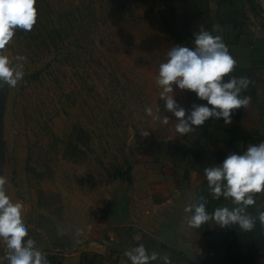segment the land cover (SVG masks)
Instances as JSON below:
<instances>
[{
  "label": "rangeland",
  "instance_id": "374dc122",
  "mask_svg": "<svg viewBox=\"0 0 264 264\" xmlns=\"http://www.w3.org/2000/svg\"><path fill=\"white\" fill-rule=\"evenodd\" d=\"M215 1L210 11L208 0H37V23L17 30L7 47L10 58L25 57V75L7 88L3 115L7 194L23 204L36 246L66 251L86 242L120 181L141 189L157 182L156 170L174 160L186 164L195 133L176 132L156 84L169 49L194 45L180 27L193 21L186 4L203 29L224 42L236 30L223 27V19L237 11L244 42L225 43L236 61L249 35L264 34L246 25L249 0ZM252 42L253 49L264 45V39ZM173 90L187 115L194 92ZM158 108L169 125L154 118ZM126 168L129 180L115 175Z\"/></svg>",
  "mask_w": 264,
  "mask_h": 264
},
{
  "label": "clouds",
  "instance_id": "9594fccd",
  "mask_svg": "<svg viewBox=\"0 0 264 264\" xmlns=\"http://www.w3.org/2000/svg\"><path fill=\"white\" fill-rule=\"evenodd\" d=\"M37 0H0V89L15 88L24 78L25 59L7 54V47L17 30L31 31L37 23ZM194 47L175 45L167 52V61L159 65L156 84L162 89L160 99L165 109L175 117V130L180 135L197 132L210 118H223L224 124L232 123L234 110L247 109L251 96L243 95L251 81L247 77L230 75L237 61L230 54L222 37L213 36L201 27L194 33ZM227 78V79H225ZM173 85L180 90L195 92L197 98L207 101V105L192 106L186 115V109L174 99ZM210 105L211 107H209ZM152 116V109H145ZM154 117L164 125H169L167 116ZM149 133H143L147 136ZM208 188L213 198L223 196L230 199L235 207H218L214 212L206 210L207 201L200 198L184 208L186 224L199 228L205 223L214 222L220 227L238 225L245 232L252 231L256 218L246 211L256 203L254 196L264 192V142L251 144L242 153H230L221 164L204 169ZM7 178L0 174V246L6 249L8 264H50L46 254L36 247V241L29 237L23 219L24 206L13 202L7 194ZM258 219L264 225V211ZM131 264H152L160 260L163 264H172L171 257L165 253H148L143 244L125 250L123 253Z\"/></svg>",
  "mask_w": 264,
  "mask_h": 264
},
{
  "label": "crops",
  "instance_id": "0c3cea01",
  "mask_svg": "<svg viewBox=\"0 0 264 264\" xmlns=\"http://www.w3.org/2000/svg\"><path fill=\"white\" fill-rule=\"evenodd\" d=\"M249 2L250 4L244 6L246 25L264 33V0H249ZM207 8L215 11L216 1L208 0L207 5L205 3V9ZM263 35L258 33L249 35L246 40L247 48L245 47L243 53L237 52L238 64L233 71L235 77H247L251 81L248 89L243 93L251 96V105L247 109L234 110L232 123L229 125L224 124L223 118L219 120L211 118L206 137L198 138V132H195V140L191 144L186 164L174 160L167 164V169L162 167L163 171L156 170L158 173L153 177L157 180L156 183L148 184V181L141 189L134 186L133 211L143 222L153 223L156 209L162 203L169 201L179 188L185 186L194 191V203L197 197L207 201L206 210L209 213L214 212L218 207L226 206L229 209L235 207L230 199H225L223 196L219 199L213 198L204 169L221 164L230 153L242 154L249 145L264 142V45L261 44L253 49L256 44L252 42H261L264 39ZM242 42L244 41L239 36L234 44L239 47L238 44ZM242 59H248V63L240 65ZM180 165L182 168H179ZM184 170L189 172V182L186 181L185 185H183ZM254 199L256 203L246 209L249 215L256 218L252 231L245 232L238 225L222 228L214 222L199 227L205 232L207 244L220 256L219 260L227 264L233 262L264 264V225H261L258 219L259 212L264 211V192L256 194ZM141 244L149 254L153 251L161 255L167 253L172 259V264H199L190 261L177 249L135 225H120L104 231L94 230L89 234L86 242L66 251L36 247L46 254L50 264H131L123 253ZM0 261L8 264L6 251L0 255ZM152 264H163V262L157 260Z\"/></svg>",
  "mask_w": 264,
  "mask_h": 264
},
{
  "label": "water",
  "instance_id": "95a60500",
  "mask_svg": "<svg viewBox=\"0 0 264 264\" xmlns=\"http://www.w3.org/2000/svg\"><path fill=\"white\" fill-rule=\"evenodd\" d=\"M6 97L7 88L0 89V174H3L5 163L3 115ZM190 203H194V191L187 186L181 187L169 201L156 209L154 222L145 223L133 211L132 186L128 181H120L105 200L96 221L90 225L97 231L120 225H135L177 249L190 261L212 264L220 256L207 244L201 232L186 224L184 208ZM4 253V248L0 246V255Z\"/></svg>",
  "mask_w": 264,
  "mask_h": 264
},
{
  "label": "trees",
  "instance_id": "16d2710c",
  "mask_svg": "<svg viewBox=\"0 0 264 264\" xmlns=\"http://www.w3.org/2000/svg\"><path fill=\"white\" fill-rule=\"evenodd\" d=\"M186 9L188 11V16L193 20L191 22V25H179L184 33L188 36H190L192 39H194V33L198 32L199 29L202 26V23L198 20L197 18V15H196V11L193 9L192 7V4L191 3H187L186 4ZM171 15H172V18H173V21L175 22V24H177L172 12H171ZM226 15L229 17V20H224L223 19V22H222V26L223 27H227L226 25H229L231 29H233L234 31L236 30L235 32V35L234 37L232 38V40H229L228 38L225 40V43H235L238 39H239V29L240 27L244 24V22H242V20L240 19L239 17V14L237 13L236 10H231L230 12H227ZM206 28V27H204ZM188 47H194V45H189ZM192 100L195 102L196 105H201V104H204V105H207V101H204V100H200L197 98V95L196 93L194 92V96L192 98ZM209 107H211L210 105H208ZM210 120L211 118L205 122V124L203 126H200L198 129H197V132H198V138H200L201 136H204L206 137L207 136V129H208V126L210 125ZM128 168L124 169V170H117L116 172V176L119 177V178H124V176L126 175V178L127 180H129V176H128ZM183 178L185 179V181L189 182V172L188 170H184L183 172ZM199 200V198L197 197L195 202ZM199 232H201L203 235L205 234V232L200 229V228H196ZM229 262H232V260H229ZM234 263V262H233ZM232 263V264H233ZM227 264V263H225ZM231 264V263H230Z\"/></svg>",
  "mask_w": 264,
  "mask_h": 264
},
{
  "label": "built area",
  "instance_id": "2783aa9c",
  "mask_svg": "<svg viewBox=\"0 0 264 264\" xmlns=\"http://www.w3.org/2000/svg\"><path fill=\"white\" fill-rule=\"evenodd\" d=\"M5 251H6V249H5ZM0 264H4V262L0 261ZM212 264H225V262H223V261H221V260H217V261H215V262L212 263ZM233 264H244V263H242V262H235V263H233Z\"/></svg>",
  "mask_w": 264,
  "mask_h": 264
}]
</instances>
